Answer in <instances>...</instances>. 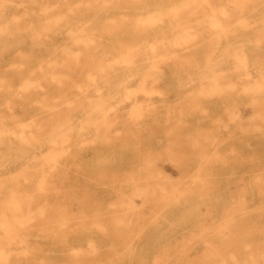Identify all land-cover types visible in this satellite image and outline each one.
Here are the masks:
<instances>
[{"label":"rangeland","instance_id":"374dc122","mask_svg":"<svg viewBox=\"0 0 264 264\" xmlns=\"http://www.w3.org/2000/svg\"><path fill=\"white\" fill-rule=\"evenodd\" d=\"M75 2L4 6L9 20L41 26V6L70 21ZM85 3L78 10L84 21L109 16L118 38L140 53H49L32 48L23 27L15 34L22 49L0 48V79L12 86H0L2 133L8 146L16 142L14 151L36 145L20 148L30 153L18 159L1 133L0 150L15 165L0 163V264H264V34L258 43L252 30L229 34L221 58L198 51L209 5L243 11L252 24L264 16V0H110L106 11ZM182 24L194 43L174 45L175 53L151 49L180 38ZM54 38L47 44L63 50L65 38ZM237 45L247 67L235 59ZM150 64L160 65L161 72L153 68L160 79L145 76ZM205 65L213 66L210 75ZM109 68L115 72L104 74ZM103 74L119 85L105 93ZM100 95L101 108L89 113ZM64 118L72 119L70 136L48 140Z\"/></svg>","mask_w":264,"mask_h":264},{"label":"bare ground","instance_id":"6f19581e","mask_svg":"<svg viewBox=\"0 0 264 264\" xmlns=\"http://www.w3.org/2000/svg\"><path fill=\"white\" fill-rule=\"evenodd\" d=\"M95 2H98L100 6H102V10H107L109 9L110 7V0H94ZM6 2H11V0H0V48L1 47H7L9 43H13V44H19L21 46V44H24L25 41L22 40L21 38H17V36L15 35L18 30L20 28H25L29 33H30V37H29V42L32 46V48H35V49H38V50H44V49H47L49 51V53H65L66 56L68 57H75L77 56L79 53H140L139 52V46H134V47H129L127 45H125V43L123 42V40H121V38H118V35H117V25L118 23L111 19L109 16H107L106 18H104L102 21V23H97V19H89L86 21L83 20V18L79 15V11L80 10V7L79 6H83V5H86V6H89L87 3L85 2H88V0H77V2H75L76 4L74 6H70L69 7V11L70 13L72 14V19L70 21L67 20L66 18V12L65 13H55L51 16L50 13H49V6L48 5H45V6H41L42 8V12L44 13V15L46 16L45 18V22L43 23H40L41 26H38L36 25L35 23L33 22H29V23H24L22 25H20V18L17 17V16H12V18L9 20L8 17L9 15L6 13V7L4 6V4ZM205 3V2H204ZM235 4V3H234ZM209 5V4H208ZM225 5V4H224ZM227 5V4H226ZM237 6V5H236ZM228 7V6H227ZM236 9H239L240 12L243 10V8L241 6H237L235 7ZM208 9L210 10V13L207 14L209 20H207L206 22H204V24L206 25V27L203 28L202 30V36H201V44L200 46L198 47V51L200 53H218L217 56H219L220 58L222 57L221 53H222V49L225 48V45L228 46V38L230 36H228L229 34H233L235 33L236 36H241L244 32L246 31H250L252 30L253 32H255L256 36H255V42L258 43L259 42V39H260V36L261 34H264V16H262V19L261 20H258L252 24H250L245 18H244V15L242 13H239V14H233V13H228V11L225 9L224 6H217V7H213V6H210L208 7ZM230 16H234V17H237V19L235 21H227L225 19V17H230ZM89 21V22H88ZM182 30H181V36L180 38H176L175 39V36L174 39L175 40H172L171 42H167L165 41L164 38L160 39L159 41H157L156 43H153V44H149L151 49L154 48L156 45L160 44L161 45V48H164L165 50V53H175L173 51V46L174 45H178V46H181L183 48H186L188 45L192 44L195 42V34H194V31H192V28L188 25H184L182 24ZM52 35V36H50ZM55 35H61L62 37L65 38L66 40V44H65V47L63 50H58L54 47V44L51 45H48L47 43L49 41H52L54 42L55 41V38L54 36ZM54 38V39H52ZM185 44H188L186 46H184ZM48 47H51V49H48ZM23 47L21 46L20 49H22ZM2 50V48H1ZM224 51V50H223ZM1 52V51H0ZM18 53H24L22 52L21 50L18 51ZM233 53L234 56H235V59H237V62L239 64L240 67H247L248 65V61H247V54L244 52L243 48L241 46H235L234 50H233ZM123 57L125 56H122L120 59H122ZM250 57V56H249ZM258 57V56H257ZM162 58V57H160ZM219 59V58H218ZM218 59H216L217 61H219ZM128 61H130V59H127ZM113 61V60H111ZM115 60L113 61V64H114ZM125 65L124 63V59L121 60V64ZM116 63V62H115ZM128 63V62H127ZM130 63V62H129ZM128 63V64H129ZM209 63L210 65H212L213 63H216V62H207ZM58 66H63L64 62H57L56 63ZM106 65L110 64V63H105ZM127 64V65H128ZM257 64H259L257 62ZM255 64V65H257ZM130 65V64H129ZM151 66H149L148 69L144 70L146 71L145 72V76H148L149 74L154 73V76L152 75H149L150 79L152 80V78H155L158 80V75L161 74H157L158 71L160 70V65H158L159 67H157L156 65H152L150 64ZM254 65V67H255ZM40 67H43V59L42 61L40 62ZM156 66V67H155ZM199 66V65H198ZM197 66V67H198ZM209 65H205V67H207ZM260 66L257 65L256 68ZM110 67V66H109ZM112 67V66H111ZM110 67V68H111ZM196 67V65H195ZM210 67H213V66H209L208 69L205 68L206 70V73L208 74L209 72L207 71H210ZM253 67V68H254ZM261 67V66H260ZM262 67H264V65H262ZM110 68L107 70V71H104V74H109L111 71H110ZM126 68V67H125ZM140 68V67H139ZM156 69L158 70L157 73L155 70ZM255 68V70H256ZM102 68H100L99 70L102 71L101 73H103V69L101 70ZM162 69V68H161ZM261 69V68H260ZM259 69V70H260ZM112 70V69H111ZM127 69L124 70V72L126 71ZM153 70V71H152ZM163 70V69H162ZM214 70V69H213ZM212 70V71H213ZM110 71V72H109ZM123 71V70H122ZM134 71V70H133ZM211 71V72H212ZM261 72H264L262 71V69L260 70ZM107 72V73H106ZM113 72V71H112ZM111 72V73H112ZM115 72V71H114ZM113 72V73H114ZM127 72V71H126ZM125 72V73H126ZM131 72V71H130ZM161 72V71H159ZM163 72V71H162ZM202 72V71H201ZM205 71H203L202 73H200V71L198 73L202 74V75H198V78H200L201 80L205 79V78H208V75L210 74H206L204 73ZM210 72V73H211ZM110 73V74H111ZM207 75L206 76H203L204 74ZM250 73V72H249ZM253 73V72H252ZM259 73V72H258ZM58 75H55L56 76V81L59 82V83H62L63 81L61 80V78L63 77H60V73H56ZM102 75V78L103 76H106V78L104 77V80H105V93L108 92L107 89L110 91V86L112 87V84L114 82H116V80L114 81L113 78L111 79L108 75ZM124 74V73H122ZM157 74V76L155 75ZM262 74V73H261ZM101 75V74H100ZM117 75H120L119 73ZM116 75V76H117ZM133 75V74H132ZM194 75H196L194 73ZM193 75V76H194ZM252 75V74H251ZM115 76V77H116ZM134 76V75H133ZM247 76H250V75H247ZM122 77V76H121ZM147 77V78H149ZM201 77H204V78H201ZM100 78V77H99ZM145 78V77H144ZM92 79H93V76H92ZM135 79V78H134ZM160 79V78H159ZM112 80V81H111ZM209 80V79H208ZM154 81V80H153ZM156 81V80H155ZM104 82V81H103ZM111 82V84H110ZM125 82V81H124ZM157 82V81H156ZM35 83H37L36 81L32 80V81H29L27 82V84H24L22 85V87H30L32 85H34ZM117 83V82H116ZM119 85V83H117ZM123 84V83H122ZM214 84V83H213ZM4 86L6 87L7 89L11 88V84L5 79V78H2L0 79V86ZM142 85V84H141ZM254 84L251 83L250 86H253ZM256 85V84H255ZM254 85V87H255ZM262 85V84H261ZM258 86V85H256ZM80 87V86H79ZM210 87V86H209ZM245 87V86H244ZM259 87H257V90L259 91ZM103 88V89H104ZM249 88V87H248ZM140 89V90H139ZM137 89L136 92L139 93V91H145L143 90V87L141 89V86L140 88ZM212 89H216V88H212ZM250 89V88H249ZM253 89V88H252ZM251 89V90H252ZM133 90V89H132ZM211 90V89H209ZM244 91L245 88L243 89ZM256 91V90H255ZM126 92V90H125ZM133 92V91H132ZM131 92V93H132ZM151 92V91H150ZM150 92H146L147 94H150ZM208 92V91H207ZM213 92V91H212ZM144 93V92H143ZM211 93V92H210ZM128 95V94H127ZM145 95V93H144ZM207 95H209L207 93ZM104 94H103V98H104ZM99 97H102L101 95L98 96L96 98V102L92 101L91 99V102H93V105H91L90 107V111L89 113L94 110V109H97L98 108V100L100 99V101L103 99L99 98ZM124 97V96H123ZM99 98V99H98ZM98 99V100H97ZM105 99V98H104ZM90 100V99H89ZM88 100V101H89ZM127 100V99H126ZM99 101V102H100ZM90 102V104H91ZM104 103V102H103ZM89 104V103H88ZM101 104V103H100ZM101 106V105H100ZM99 106V107H100ZM104 106V104H103ZM136 106V105H135ZM140 107V106H139ZM101 108V107H100ZM98 108V109H100ZM97 109V110H98ZM137 109V108H136ZM96 110V111H97ZM103 110V109H102ZM109 110V109H108ZM111 110V109H110ZM134 110V109H133ZM95 111V112H96ZM100 112V111H99ZM102 112V111H101ZM100 112V113H101ZM108 112V111H107ZM98 113V112H97ZM239 114V113H238ZM88 116V115H87ZM89 117V116H88ZM2 118V117H1ZM94 119V118H93ZM85 118L83 119V122H84ZM87 121V119L85 120ZM72 122V119L70 120L69 118H64V119H61L59 121V125H57L56 123L54 124L55 126H53V129H51L52 131L48 132V134H46V136L49 138L48 140H55L56 138L59 137V139L63 138L62 136H66V137H69L71 134V130L74 128H71V125L70 123ZM103 122V121H102ZM1 123V122H0ZM73 123V122H72ZM4 125V123H1ZM0 124V135L2 132H6V127L4 129L3 126H1ZM20 124H18L19 126ZM73 125V124H72ZM24 126V124L22 125ZM21 126V127H22ZM2 128V130H1ZM82 128V127H81ZM84 128V127H83ZM80 129V130H83ZM5 131H4V130ZM71 129V130H70ZM11 130V129H10ZM70 132H69V131ZM7 131H9L7 129ZM68 131V133H67ZM11 132V131H10ZM20 133V132H19ZM18 133V134H19ZM22 133V132H21ZM76 133V132H75ZM5 134L8 135L7 137V141L4 139L6 138ZM2 133V135L4 136V138H2L3 136L1 135L0 138H2L4 141H6L7 143H5L3 140V143L4 146L6 147V150L8 148V151L10 150V148L13 150L12 152H17L16 155H20V148H22V152H24L25 148L23 149V147H26L28 148L27 151H30L35 147L36 148V145H32V148L31 147H28L27 146H22L20 147L19 149H16L14 151V149L12 147L15 146L16 148V142H15V145H11L12 147L8 146L10 144L9 143V134L8 133ZM12 134V133H11ZM14 136V135H13ZM20 136V134L18 135ZM95 136V135H94ZM22 137V136H21ZM56 137V138H55ZM55 138V139H53ZM24 139V138H22ZM21 139V140H22ZM45 141H47V139H44ZM1 141V140H0ZM1 141V142H2ZM11 141H13L12 139L10 140V143H12ZM0 142V143H1ZM51 142V141H50ZM14 143V141H13ZM12 143V144H13ZM8 144V145H7ZM0 146H2V148L4 147L3 144L1 143ZM20 146V145H19ZM17 146V147H19ZM31 146V145H30ZM10 147V148H9ZM29 148L31 150H29ZM5 149V148H4ZM38 149V148H37ZM2 150V149H1ZM0 150V163L3 162V163H8L10 161V158H12V155H11V152H8V151H1ZM19 150V152H18ZM47 151V150H46ZM30 152H27L30 153ZM45 153V152H44ZM48 152H46L47 154ZM52 153V152H50ZM49 153V154H50ZM24 156L21 155L20 156H17L18 159H23L27 154L26 153H23ZM26 154V155H25ZM15 156V154H14ZM13 156V157H14ZM42 156V154H41ZM48 156V155H47ZM45 156V157H47ZM49 157V156H48ZM17 161L16 163L19 161L16 156L14 157ZM52 158V157H51ZM47 159V158H45ZM13 160V158H12ZM48 160V159H47ZM15 161V160H14ZM13 161V162H14ZM22 161V160H21ZM20 161V162H21ZM11 163L12 166L13 164L15 163ZM10 164V165H11ZM20 164V163H19ZM6 165V164H5ZM9 165V167H10ZM15 165V164H14ZM3 166V165H2ZM52 166V165H51ZM6 168V167H5ZM4 167L1 168L0 166V170L1 169H5ZM50 168V167H49ZM52 168V167H51ZM8 169V168H7ZM11 171V170H10ZM9 172V170H8ZM14 172V171H12ZM8 175H11V172L7 173ZM4 177V175H3ZM142 190V188H141ZM132 202V201H131ZM134 203V202H133ZM131 209V208H130ZM1 223V222H0ZM2 224V223H1ZM19 224V223H18ZM2 227V226H0ZM209 228V227H208ZM1 251V250H0ZM261 258V257H260Z\"/></svg>","mask_w":264,"mask_h":264}]
</instances>
